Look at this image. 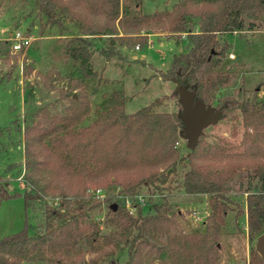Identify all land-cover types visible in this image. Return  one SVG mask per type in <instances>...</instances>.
<instances>
[{"label": "trees", "instance_id": "1", "mask_svg": "<svg viewBox=\"0 0 264 264\" xmlns=\"http://www.w3.org/2000/svg\"><path fill=\"white\" fill-rule=\"evenodd\" d=\"M37 2L49 23H61L58 14L69 15L77 22L79 32L69 38L66 51L80 66L71 79L72 90L68 86L65 92L69 98L65 113L42 106L36 119L24 130L28 187L23 193L14 191L11 183L0 175V204L4 199L23 195L26 217L29 208H39L42 214L34 232L29 231L26 223L20 231L0 237V264L43 260L45 248L71 243L77 236L80 218L86 215L85 197L90 187L117 185L121 191L134 194L142 184L152 193H161L163 201L155 205V213L139 218L132 217L119 205L114 208L112 203L118 213L117 221L128 219L129 223L122 224L124 230L120 233L103 236L105 244L101 248L109 244L113 234L117 235L113 240L116 248L104 249V254L111 256L108 264H119L115 252L120 243L129 252L123 264H142L149 254L181 264L187 240L173 249L153 231L160 229L162 222L172 221L167 192L175 189L209 196L206 231L192 239L189 246L196 253L189 254V258L196 257L200 264V259L202 264H217L220 236L235 202L229 183L243 166L263 185L260 191L247 195L246 209L242 207L240 211L247 215L250 239L264 233V156L238 158L216 166L211 161L195 159L193 151L182 154L175 148L184 128L182 104L178 111L154 109L172 95L164 94L129 113L124 91L114 89L103 94L96 107V118L87 125H79L93 110L86 82L98 75L92 63L93 37L107 36L108 46L101 51L109 59L124 56L118 45L142 46L148 42L149 32L166 31L179 36L187 32L189 37L187 50L175 53L170 66L160 70L164 79L176 84L173 95L179 97V88L184 87L207 106H214L217 101L214 107L222 119L238 112L245 124L253 125L259 133L264 125V99L220 98L217 90L231 79L230 72L219 69L231 46L227 35L243 33L247 23L249 28H256V20L264 19V0H182L171 10L136 15L123 12L121 0ZM244 14L253 19L248 22ZM186 159L190 167L178 181V165ZM50 192L58 199H50ZM88 238L91 246L99 247L95 245L100 238L98 225ZM249 264H264L256 247L250 250Z\"/></svg>", "mask_w": 264, "mask_h": 264}, {"label": "rangeland", "instance_id": "2", "mask_svg": "<svg viewBox=\"0 0 264 264\" xmlns=\"http://www.w3.org/2000/svg\"><path fill=\"white\" fill-rule=\"evenodd\" d=\"M179 1L182 0H121L132 13L137 12L136 7L140 3L144 12L151 13L171 10ZM244 17L248 21L251 18L246 14ZM58 18L61 23L49 25L47 16L39 10L37 0H0V175L11 183L14 191L21 193L29 185L26 178L24 130L36 119V113L42 106H47L55 113H65L69 102L65 92L80 66L66 51L67 38L69 40L78 33L79 26L69 15L58 14ZM256 23L264 27V19H257ZM16 29H22L27 35L33 36L32 43L19 51L13 50L10 38V33ZM61 31L69 34L68 37ZM158 32L161 34H150L148 42L138 49L135 48L137 45L128 49L127 56H112L108 60L101 51L108 46L107 36L93 37L92 63L98 75L86 79L93 110L79 125H87L96 118V107L103 94L114 89L124 91L125 108L129 113L164 94L172 96L155 106V110L181 109L179 97L173 95L176 84L164 79L160 70L170 66L175 53L187 50L189 37L166 31ZM227 38L231 46L219 69L230 72L231 79L217 90L218 97L264 99V30L254 34L230 33ZM230 52L235 56L231 57ZM68 90H72V87ZM204 131L195 148H190L187 139L181 135L175 142V148L182 154L193 151L195 159L211 161L216 166L234 159L238 161V158L264 156V125H261L258 133L253 125L245 124L238 112H232L218 122L207 125ZM189 167L188 159L178 165V181L184 178ZM229 185L235 202L227 213L220 236L221 249L217 264H249L250 250L256 247L259 235L249 238L246 214L240 208L246 209L247 195L260 191L263 182L258 177H251L243 166ZM96 188H102V191H95ZM167 193L169 214L173 219L171 222H162L160 229H153L154 234L173 249L181 247L180 242L187 240L181 264H200L196 257L189 258V254L196 253L189 244L206 231L210 211L209 196L203 193L190 194L180 189ZM125 195L117 185L90 187L85 197L86 215L80 218L77 236L71 243L49 246L44 250L45 259L23 260L20 264H108L111 256L104 254V249L116 248L113 240L117 235L113 234L109 244L101 248L105 244L103 236L115 231L120 233L124 230L122 224L129 223L128 219L121 223L117 221L118 213L112 203L121 206L132 217L139 218L155 213V205L163 201L162 194L150 192L146 184H142L136 193L129 196L130 201L126 200ZM48 197L58 199L53 192ZM26 213L23 195L2 200L0 237L20 231L26 223L29 231L34 232L42 220L41 211L39 208H29L27 217ZM97 225L100 238L97 241L99 244L95 245L99 247L94 248L88 237ZM115 256L119 264H123L129 258L127 246L120 243ZM154 256H144L142 264H179L172 259Z\"/></svg>", "mask_w": 264, "mask_h": 264}, {"label": "water", "instance_id": "3", "mask_svg": "<svg viewBox=\"0 0 264 264\" xmlns=\"http://www.w3.org/2000/svg\"><path fill=\"white\" fill-rule=\"evenodd\" d=\"M179 92V101L183 107L181 116L184 121V128L180 130V135L187 139V145L193 149L198 145L204 128L218 122L221 115L215 107L207 106L204 101L196 99V94L191 90L180 87ZM113 206L117 208L116 203ZM256 248L264 258V233L258 237Z\"/></svg>", "mask_w": 264, "mask_h": 264}, {"label": "built area", "instance_id": "4", "mask_svg": "<svg viewBox=\"0 0 264 264\" xmlns=\"http://www.w3.org/2000/svg\"><path fill=\"white\" fill-rule=\"evenodd\" d=\"M182 34L184 37H186L188 33L183 32ZM10 38L12 39V48L15 51H19L22 48L29 46L33 41V36L27 35L26 32L22 29H16L13 32H11ZM139 47L140 45H137V48ZM230 56L234 57L235 54L233 52H230ZM95 191L100 192L102 191V188H96ZM130 195L132 196L133 194L126 193L125 195L126 200L130 201V197H129ZM128 205H130V203H128ZM230 264H235V263L231 262Z\"/></svg>", "mask_w": 264, "mask_h": 264}, {"label": "crops", "instance_id": "5", "mask_svg": "<svg viewBox=\"0 0 264 264\" xmlns=\"http://www.w3.org/2000/svg\"><path fill=\"white\" fill-rule=\"evenodd\" d=\"M122 3V2H121ZM129 10V7H125L123 4H122V11L123 12H126L127 14H130V15H132V14H134V15H136V14H138V13H140V12H143V13H147V12H144L143 11V9H142V7H141V3L138 5V7H136V10H137V12H135V13H132V12H129L128 11ZM139 10H140V12H139ZM132 13V14H131ZM247 15V14H246ZM252 20V18H250L249 19V21H251ZM248 21V20H247ZM248 21V22H249ZM52 24H55V23H49V25H52ZM245 31L243 32V33H246V32H252L253 34L254 33H256V32H259V31H263L264 30V27H262V26H256V28H254V29H252V28H249V25H248V23H247V25L245 26V29H244ZM61 33H63L66 37H68L67 35H69V34H66V32H63V31H61ZM152 33H155V34H158V35H160L161 33L160 32H149V35L150 34H152ZM10 35H11V33H10ZM184 37V36H183ZM187 37V36H186ZM67 42H68V38H67ZM66 42V43H67ZM187 44H188V42H187ZM118 48L121 50V52L123 53V55L124 56H127V54H126V51L128 50V49H130L131 47H127V46H120V45H118ZM136 49H138L137 47H135ZM94 55V54H93ZM93 57V56H92ZM134 57H136V55H134ZM107 59V58H106ZM108 60V59H107ZM78 69H79V67L77 68V70L75 71V72H77L76 74H78ZM59 70H61V69H59ZM62 71V70H61ZM63 72V71H62ZM175 87H176V85H175ZM8 178V177H7ZM246 214V213H245ZM246 222H247V224H246V229L248 230V220H247V215H246ZM247 236H248V231H247ZM248 238V237H247ZM247 243H248V239H247ZM248 261H249V257H248Z\"/></svg>", "mask_w": 264, "mask_h": 264}]
</instances>
